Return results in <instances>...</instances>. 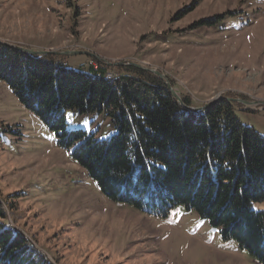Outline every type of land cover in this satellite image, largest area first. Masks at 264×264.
Returning <instances> with one entry per match:
<instances>
[{
	"label": "rangeland",
	"instance_id": "1",
	"mask_svg": "<svg viewBox=\"0 0 264 264\" xmlns=\"http://www.w3.org/2000/svg\"><path fill=\"white\" fill-rule=\"evenodd\" d=\"M0 42L69 51L55 55L74 70L97 60L158 69L191 107L232 98L238 120L264 135V0H0ZM17 100L0 80V222L52 264H258L182 205L158 218L103 195ZM65 120L99 139L114 133L102 114L68 109Z\"/></svg>",
	"mask_w": 264,
	"mask_h": 264
},
{
	"label": "trees",
	"instance_id": "2",
	"mask_svg": "<svg viewBox=\"0 0 264 264\" xmlns=\"http://www.w3.org/2000/svg\"><path fill=\"white\" fill-rule=\"evenodd\" d=\"M95 62L74 70L59 55H31L0 42V80L55 133L58 146L72 149L71 160L103 195L158 218L182 205L264 264V210L252 207L264 201V135L238 120L235 101L221 97L193 110L189 97L181 95V104L151 71ZM68 109L104 115L114 133L99 139L68 128ZM5 209L0 201V218ZM0 264L52 263L0 222Z\"/></svg>",
	"mask_w": 264,
	"mask_h": 264
},
{
	"label": "water",
	"instance_id": "3",
	"mask_svg": "<svg viewBox=\"0 0 264 264\" xmlns=\"http://www.w3.org/2000/svg\"><path fill=\"white\" fill-rule=\"evenodd\" d=\"M10 46V45H9ZM13 46V45H12ZM11 46V47H12ZM14 48L18 49V50H21V51H25L27 52L28 54H31V55H46V54H65V53H71L69 51H47V50H39V51H34V50H29V49H25V48H22V47H18V46H14ZM76 53L78 52H85V51H75ZM109 65H133V66H136L138 68H141V69H145V70H148V71H151L155 74H157L159 77H161L165 83L168 85V87L170 88V91L172 93V95L178 99V101L182 103V100L181 98L179 97V95L177 94L176 90L171 86L170 82L167 81V78H165V76L158 70V69H155V68H152V67H146V66H143L141 65L140 63L138 64L137 62H133V61H129V62H123V61H118V62H110L108 63ZM220 97H216L215 99H213L212 101H209L208 103L204 104L202 107H190L191 109L193 110H200L202 109L203 107H206L208 106L209 104H211L212 102H215L216 100H218ZM228 100H233L232 98H227ZM238 101H241L243 103H248V101H244V100H241V99H237ZM252 103H256V101L252 102ZM263 104V107H264V102H262Z\"/></svg>",
	"mask_w": 264,
	"mask_h": 264
}]
</instances>
